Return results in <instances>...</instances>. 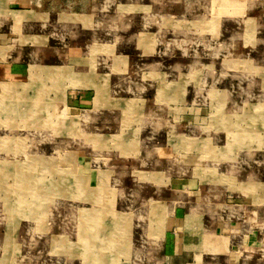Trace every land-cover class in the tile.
Segmentation results:
<instances>
[{
  "label": "rangeland",
  "instance_id": "obj_1",
  "mask_svg": "<svg viewBox=\"0 0 264 264\" xmlns=\"http://www.w3.org/2000/svg\"><path fill=\"white\" fill-rule=\"evenodd\" d=\"M6 2L0 29L14 22L32 53L27 78L0 83V264H162L166 208L145 197L154 178L136 171H162L138 166L145 138L171 148V178L155 181L158 194L171 179L182 201L222 204L239 191L264 209V40L247 23L222 33L216 22L242 15L241 5ZM16 49L1 46L0 56ZM54 49L65 53L35 55ZM70 90L94 95L84 108L96 109L92 120L69 110ZM255 220L262 237L230 244L225 263L221 242L203 240L205 264H264V219Z\"/></svg>",
  "mask_w": 264,
  "mask_h": 264
},
{
  "label": "crops",
  "instance_id": "obj_2",
  "mask_svg": "<svg viewBox=\"0 0 264 264\" xmlns=\"http://www.w3.org/2000/svg\"><path fill=\"white\" fill-rule=\"evenodd\" d=\"M16 1L17 0H7L6 8H12ZM19 1L20 3H24L22 2L23 0ZM233 1H236L239 6H242L243 13L242 15L227 14L218 18L216 22L221 23V28L223 31L222 33L226 32V24H232L234 27V24L236 25L239 23H247L248 27H251L252 30H256L254 33H264V0ZM7 11L9 12L10 10L7 9ZM5 20L11 21L12 19H9L8 17L4 19V22H6ZM13 24L7 23V26L3 27L2 30L0 29V47L13 45L18 48L15 50L16 52L11 55L3 58L0 56V83H5L6 81H19L28 77V54L30 55L32 52L30 50H27V52L25 51V45L22 46L21 43L22 37L20 38L18 35L20 29L18 33L15 32V25ZM257 34L256 37L259 39L261 38L260 42L262 43L264 40V35L260 36ZM261 51L257 50V53H260ZM64 53L62 50L54 49L52 51L44 50L41 54L39 53L40 55L36 52L35 55L39 57L44 55L62 56ZM262 53H264V51H262ZM72 60L77 59L73 57ZM70 91L72 92L68 93L70 95L67 97L66 101L69 103V110L78 112L91 111L88 114L87 120H92L96 114V109L93 107V105L91 106V109L84 108H88L90 104H94V95L92 98H90L89 95H81L79 92L80 90ZM235 102L228 100V107H232ZM163 133L165 134L166 132ZM153 134L154 133H152V135ZM156 141L157 142H155L153 137H150V139L145 138L144 141L141 139L139 149L137 150L135 157L137 158L136 161L140 168H143V166L152 165L153 167H160V170H162L156 171L154 168L151 169L150 167H147L145 170H136L137 172L141 173L142 178H154L153 181H146L148 183H152V189L150 194H147L145 197H150L155 201V196H160L162 200L158 203V205L165 206L166 208V214L165 212L163 214L165 226L162 235L163 239L161 242L162 264H173L181 261L184 264H189L198 257L201 259L203 264L207 263L209 258L207 255V248L209 247L204 245V243H207L208 240H213L217 243L221 242L223 249L221 250V257L219 259L220 263H225L228 258L224 253L228 252L227 247L230 244L234 245L235 243L237 246H239L243 240L254 241L257 238L260 239L262 237L261 232L257 231L259 229L256 226L257 224L255 220V214L261 217L260 221H262V219H264V209H261V211H258V209L255 210L257 206L254 202L249 200L250 198L244 193L237 191L233 192V194L230 196H222L223 200H225V198H230V202L225 201V203H218L216 205H196L190 200L188 202V200L182 201L181 198H177L178 196L174 190L171 189V179H169L168 184L165 185V191L158 194L160 189L154 185L155 181L158 180L159 182L160 178H171V169L169 168V166H171V155L169 156L171 153V148L169 147L170 145H168L169 142L164 144L161 143V146H159L160 139H157ZM253 160L254 159H252V163L254 164L255 162ZM123 167L129 166L125 165L119 168ZM130 167L132 166L130 165ZM130 167L129 169L131 170ZM126 177L128 178L127 175ZM132 177L133 176H131V178ZM134 177L140 178L137 175ZM252 179L255 178H251L249 175L248 180ZM177 186L180 188L184 185L179 183ZM143 187L146 188V190L150 189L149 187H146V185ZM250 193L253 194L252 192ZM259 197L260 196L257 194V198ZM175 202L179 203L180 205L175 206L172 210H169L172 204ZM168 206H170L169 209ZM262 206L264 208V204ZM203 240L204 243L202 244L201 242ZM246 248L251 247H244V251Z\"/></svg>",
  "mask_w": 264,
  "mask_h": 264
},
{
  "label": "bare ground",
  "instance_id": "obj_3",
  "mask_svg": "<svg viewBox=\"0 0 264 264\" xmlns=\"http://www.w3.org/2000/svg\"><path fill=\"white\" fill-rule=\"evenodd\" d=\"M4 91V90H3ZM98 92V91H97ZM4 93V92H3ZM100 94V93H99ZM15 95V94H14ZM42 96V95H41ZM15 105V104H14ZM35 106V105H34ZM15 106H12V108H14ZM56 107V106H55ZM42 110V109H41ZM12 111V110H11Z\"/></svg>",
  "mask_w": 264,
  "mask_h": 264
}]
</instances>
